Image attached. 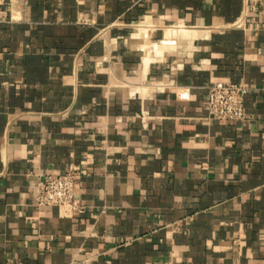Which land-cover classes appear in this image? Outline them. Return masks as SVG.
<instances>
[{
	"label": "crops",
	"instance_id": "0c3cea01",
	"mask_svg": "<svg viewBox=\"0 0 264 264\" xmlns=\"http://www.w3.org/2000/svg\"><path fill=\"white\" fill-rule=\"evenodd\" d=\"M250 89L212 119L207 89ZM79 171L78 210L37 207ZM264 264V0H0V264Z\"/></svg>",
	"mask_w": 264,
	"mask_h": 264
},
{
	"label": "built area",
	"instance_id": "2783aa9c",
	"mask_svg": "<svg viewBox=\"0 0 264 264\" xmlns=\"http://www.w3.org/2000/svg\"><path fill=\"white\" fill-rule=\"evenodd\" d=\"M250 89L243 84L216 83L208 87L206 109L209 116L217 121L245 123L248 116L243 101ZM79 171L69 169L62 175L45 174L37 182L33 203L37 207H56L62 211L78 210L75 190ZM259 264V263H249Z\"/></svg>",
	"mask_w": 264,
	"mask_h": 264
}]
</instances>
